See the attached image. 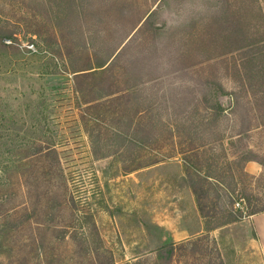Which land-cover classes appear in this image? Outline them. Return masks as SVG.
<instances>
[{"label":"rangeland","instance_id":"374dc122","mask_svg":"<svg viewBox=\"0 0 264 264\" xmlns=\"http://www.w3.org/2000/svg\"><path fill=\"white\" fill-rule=\"evenodd\" d=\"M194 2L0 0V264L36 262L45 258L40 259L43 252L51 262L55 252L66 262L79 258L81 250L73 240L54 247L57 251L50 243L52 229L67 227L73 221L67 205L70 190L88 200L87 212L94 215L97 232L116 264L171 242L203 235L204 224L181 160L129 173L117 157L96 159L75 93L76 72H94L102 62L110 65L117 29L121 25L132 27L140 20V30L129 44L128 59L132 63L144 56L155 57L150 70L167 75L160 86L161 97L164 92L179 96L185 88L203 90L218 83L229 92L240 87L238 73L245 59L242 51L231 50L243 46L240 39L244 30L252 42L248 45L258 40V34L263 36L259 27L264 0H212L218 12L210 18L201 16L170 27L183 18L177 15L181 7ZM216 16L219 18L213 19ZM131 65H120L113 74L139 69ZM112 68L113 63L109 70ZM99 81L91 78L80 82L85 88ZM115 85L108 84L103 96L117 92ZM253 85L264 88V78L256 79ZM117 86L119 91L126 90L130 83L121 78ZM153 86L142 87L145 97L157 92L151 91ZM96 95L89 94L87 99L96 100ZM221 103L225 109L232 107L229 98ZM231 110L217 126L220 131L237 134L247 128L250 119L254 131L245 134L240 150L228 151L223 166L232 167L235 178L225 172L224 180L235 192L231 199L237 202L234 210H262L264 167L256 163L257 172L246 169L249 178H245L243 165L236 160L252 152L257 161H264V104L242 98L240 107ZM54 147L57 157L46 151ZM220 194L224 202L231 198L227 192ZM210 238L218 241L223 262L213 244L205 243L209 248L194 255V264H263L259 253L247 248L241 228H221ZM92 241L100 245L98 240ZM203 245L199 243L196 249Z\"/></svg>","mask_w":264,"mask_h":264},{"label":"trees","instance_id":"16d2710c","mask_svg":"<svg viewBox=\"0 0 264 264\" xmlns=\"http://www.w3.org/2000/svg\"><path fill=\"white\" fill-rule=\"evenodd\" d=\"M262 14L259 33L263 36L258 34V40H253L255 42L248 45L247 43L252 42L248 31L244 30L240 39V45L243 46H237L238 48L231 50L242 51L245 59L238 73L241 85L232 92L218 83L203 90L202 88L200 90L185 88L179 96L175 93L176 96L173 94L169 96L164 92L161 97L160 86L167 75L161 76L150 70L156 61L155 57L144 56L141 60H135L132 63L128 59L129 44L140 30L141 20L132 27L121 25L117 29V44L114 47L111 71L109 67L112 63L108 65L102 62L94 72H76V98L83 109L81 120L90 140L93 156L99 160L117 157L124 164V171L129 173L156 166L168 160L180 159L204 224V233L201 237L179 243L171 242L124 264H151L150 262L194 264V255L203 253L209 248L205 243L213 244V250L220 255V262H223L218 241L215 239L211 241V234L221 228L264 213V209L252 207H247L248 210L251 209L248 213L240 209L234 210L237 202L231 199H234L235 192L231 189V184L224 180L225 172L230 173L231 179L235 178L232 167L226 169L223 165L227 162L228 151L240 150L245 134L254 131L253 120L248 121L246 129L243 128L237 134L230 136L217 127L220 126L223 118H227L231 108L235 110L240 107L242 98L254 99L255 102L264 104V88L259 90L253 85L256 79L264 78V16ZM214 18L218 19L219 16ZM130 64L138 65L139 69L134 73L128 69L120 76L113 74L114 68L120 69V65L128 67ZM91 78L100 81L92 87L81 86V82ZM121 78L130 83V86L126 90L119 91L117 85ZM109 80L112 81L107 83ZM114 82L117 92L103 96L105 94H102V91L108 84L113 85ZM150 84L154 85L151 91L157 89V92L152 97H145V92L141 91L142 87ZM89 94H97L94 98H98L88 100ZM171 96L173 98L168 102ZM223 98L231 100L230 109H225L222 105ZM254 115L256 116L255 113ZM262 126L264 127V124ZM46 151L49 156L57 157L55 147L48 148ZM221 160L224 161L221 162ZM236 161H240L243 165L242 177L245 178H249L246 172L249 163H258L264 167V161H257L252 152L241 154ZM57 172L66 179L60 168H57ZM221 191L229 193L231 198L229 199L227 195L228 202L223 201ZM88 204V200L83 201L80 196H76L70 190L67 205L74 214L73 221L67 227L52 229L54 239L50 243L54 251H57L54 247L60 246L61 243L67 245L68 240L71 239L79 245L81 250L79 258L72 257L69 262H66L67 259L62 254L55 252L51 262L43 252V256L40 255V259L45 256L43 260L24 262V264H116L112 252L103 245V240L97 232L94 215L87 212ZM92 238L94 241L98 240L100 243L98 247L94 245ZM199 243L204 244L202 249H196Z\"/></svg>","mask_w":264,"mask_h":264},{"label":"crops","instance_id":"0c3cea01","mask_svg":"<svg viewBox=\"0 0 264 264\" xmlns=\"http://www.w3.org/2000/svg\"><path fill=\"white\" fill-rule=\"evenodd\" d=\"M246 169L251 173L257 172L256 163H249ZM233 227L244 231L247 248L258 252L264 264V213L252 216L235 226H229V229Z\"/></svg>","mask_w":264,"mask_h":264},{"label":"clouds","instance_id":"9594fccd","mask_svg":"<svg viewBox=\"0 0 264 264\" xmlns=\"http://www.w3.org/2000/svg\"><path fill=\"white\" fill-rule=\"evenodd\" d=\"M218 12V8L212 4V0H195L194 3L181 7L177 15H183L179 24H170V27H180L182 24L191 23L193 19L201 16L210 18Z\"/></svg>","mask_w":264,"mask_h":264}]
</instances>
